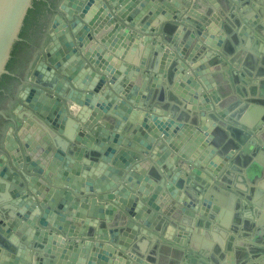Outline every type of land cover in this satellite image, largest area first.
<instances>
[{
	"label": "water",
	"instance_id": "obj_1",
	"mask_svg": "<svg viewBox=\"0 0 264 264\" xmlns=\"http://www.w3.org/2000/svg\"><path fill=\"white\" fill-rule=\"evenodd\" d=\"M184 1L181 12L179 0H0V264H150L127 249L137 233L153 239L148 230L159 221L166 225L159 212L171 200L186 213L175 242L183 239L192 248L197 235L218 231L202 217L224 178L197 150L212 138L206 114L229 115L216 91L227 80L219 69L212 74L202 66L225 41L239 48L250 29L258 33L264 2L233 0L251 9L241 11L238 34L225 27L226 40L216 36L224 31L217 1L205 8ZM164 19L175 22L169 47L156 43L149 67V52L133 64L134 42L153 43ZM161 79L170 81L189 115H178L172 105L163 109L161 94L147 93V83L159 89ZM183 128L191 145L176 139ZM248 128L257 141L264 108ZM208 146L205 151L212 150ZM222 150L230 167L249 161L240 151L229 153V146ZM147 156L157 168L156 182L141 169ZM182 171L201 182L192 183L198 191L188 201ZM116 206L129 221L95 228L111 220ZM238 245L231 244V253L239 258Z\"/></svg>",
	"mask_w": 264,
	"mask_h": 264
},
{
	"label": "crops",
	"instance_id": "obj_2",
	"mask_svg": "<svg viewBox=\"0 0 264 264\" xmlns=\"http://www.w3.org/2000/svg\"><path fill=\"white\" fill-rule=\"evenodd\" d=\"M215 1L221 5L217 10V14L221 19L224 30L219 28V32L221 30L223 32L216 36L220 37V35H223L228 40V36L225 35V27L230 28L231 31H236V34H238L242 26L241 11H250L251 8L247 9V6L241 7L240 2L238 3L233 0H213V3ZM258 1L264 2L263 0ZM179 2V11H185V7L187 6H185V2L186 4L188 2L184 0H179ZM206 5L209 6L208 0H198L196 7L199 8L201 6L205 8ZM181 7L184 8L183 11ZM176 14H178V11ZM254 15L253 11L247 14L248 17ZM259 18L261 22L259 25L261 27L257 28L259 30L258 33L250 29L251 34L247 37L239 38L242 40L239 43L241 48L235 47L230 41H225L217 57L209 59L208 63L202 66L206 67V70L213 69L212 74H214L216 69H219L227 80L225 89L219 84V88L216 91L221 93V107L226 108L227 115H229L225 119H222L215 112L206 114L207 120H204L203 124L205 123L206 127L211 130L212 138L208 145H211L210 148L212 150L205 151L207 148H204L209 147L207 143L203 148L200 147L197 150L199 154L206 153V160L214 166L219 167L220 174L224 178L222 183L217 186V190L220 189V191L213 190L215 196L219 198L215 199V202L210 205L211 207L207 210V217H202L204 221L216 227L218 231L215 228L207 230L208 237L197 235L200 237L199 241H195L192 248L187 247L183 239L181 240L183 243L175 242L177 235L181 232L178 227L180 224L179 218L185 217L186 213L183 212L184 207L182 203H177L174 200L168 201L163 210L159 212L162 218L165 219L166 225L162 227V224L160 225L162 221H159L156 222L154 230H148L154 235L152 236L153 239L150 236L137 233L136 236H133V239L131 238V244L129 249H127L128 253L132 252V255L147 263L186 264L188 262V264H211L210 259L203 257V255H208L209 257L213 256L215 259H218L222 264H264V251L261 249L264 243V176L263 178L260 176L263 174L261 171L264 169V151L261 148L263 145L262 140H264V130L256 137V141L253 140L256 133L250 132L248 128L253 124L254 116L260 113L261 108H264V104L260 105L261 103H258L259 101H264V18L260 16ZM172 23L175 24L174 21L164 19V21H161L155 27V32L152 34H158L153 43H147L146 46H143L141 40L134 42V45L136 43L138 46L135 48L134 57H129L133 64L139 62L140 56L147 57L149 52L150 56L147 58L148 61L146 63V67H149L154 57L156 43L169 47L171 43L170 33L173 31ZM188 36V34H185L182 40L186 41ZM132 49L133 46L130 50ZM158 53H162V50H159ZM195 78L199 81L203 80V77ZM157 84L160 85L159 89L157 87L151 88L148 82L147 93L153 94L157 92V94H161L163 109L172 105V107H176L178 115H182L183 113L189 115L191 113L185 108L186 102L177 99V96L171 92L170 81L168 79H161ZM247 93L254 100L245 102L246 96L244 95H247ZM209 103H211L210 99ZM178 132L181 134H178L176 139L180 142L183 141L184 146L191 145V136H188V129L183 128L178 130ZM223 146H229L228 152L234 151V155L237 151H240L244 158H249V161L246 164H242V161H240V164H233L230 167L231 161L225 162L222 158V154H225L222 150ZM246 148L250 153H243V150ZM140 164L142 165L141 169L150 172L149 174L153 181H158V171L154 165V161L150 157H145V160L141 161ZM246 169H248L247 172ZM182 174L185 175L186 182L184 190H181V193L184 199L188 201L190 200L188 196L193 194L192 191L196 193L198 191V188L193 186L192 183L201 182H199V178H193L185 173V171H182ZM251 180H255L256 182L251 183ZM166 188L168 189V187ZM175 189L176 191L178 190V188ZM167 192L169 193L168 195H172L170 199H173L174 194L169 190ZM259 210H261L260 214ZM163 211L170 213V215L163 214ZM258 217L262 219L261 226L259 227L257 224ZM110 218V221H100V225H98L100 227L96 226L95 228L109 230L107 222L109 225L115 226L116 224H120L124 218L125 221L128 220L129 215L125 210H121L116 206ZM87 219L92 222L95 221L93 218ZM221 224L222 226H220ZM87 228L94 230V227ZM237 229H239V232ZM255 229H260L256 230V236V233L254 234ZM241 230L243 231L240 232ZM236 242L239 244L236 249L240 248L238 253L241 254V257L239 258L238 256L236 257L234 252H232L233 254L231 253ZM113 246H115V243ZM194 250H198L202 255L199 253L195 254ZM103 257L104 255L101 254L99 259ZM240 258L244 259V261L241 262Z\"/></svg>",
	"mask_w": 264,
	"mask_h": 264
},
{
	"label": "flooded vegetation",
	"instance_id": "obj_3",
	"mask_svg": "<svg viewBox=\"0 0 264 264\" xmlns=\"http://www.w3.org/2000/svg\"><path fill=\"white\" fill-rule=\"evenodd\" d=\"M49 40V39H48ZM47 42V41H46Z\"/></svg>",
	"mask_w": 264,
	"mask_h": 264
}]
</instances>
